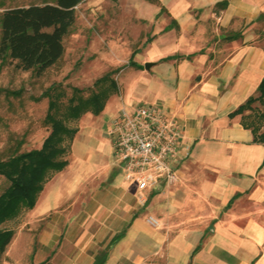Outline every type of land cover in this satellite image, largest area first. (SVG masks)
I'll return each mask as SVG.
<instances>
[{
	"label": "crops",
	"instance_id": "obj_1",
	"mask_svg": "<svg viewBox=\"0 0 264 264\" xmlns=\"http://www.w3.org/2000/svg\"><path fill=\"white\" fill-rule=\"evenodd\" d=\"M163 1L171 40L147 43L102 107L82 115L34 202L8 216L21 218L11 240L35 232L30 249H52L56 264H91L120 228L100 264H264V139L242 121L249 106L231 110L264 73V0ZM139 97L174 109L181 125L179 176L144 187L114 159L106 128L122 100Z\"/></svg>",
	"mask_w": 264,
	"mask_h": 264
},
{
	"label": "rangeland",
	"instance_id": "obj_2",
	"mask_svg": "<svg viewBox=\"0 0 264 264\" xmlns=\"http://www.w3.org/2000/svg\"><path fill=\"white\" fill-rule=\"evenodd\" d=\"M28 1L41 0H0V11L5 5ZM73 10L74 17L62 35L61 53L41 70L20 64L15 56L0 55V155L41 141L50 127L46 114L49 95L57 99L51 108L64 115L62 107L74 92L72 84L87 93L97 86L93 78L107 68H112L117 81L126 68L135 64L128 60L133 48L132 56L137 58L156 36L171 40L172 30L177 27L171 8L163 0H75ZM255 103L261 105L258 99ZM256 106L249 107L243 119H249ZM94 112L87 107L64 118L77 126L86 123L81 119L83 114ZM63 140L69 142L68 157L70 140ZM8 180L0 171V189ZM20 221L16 216L0 223L14 228ZM28 236L25 232L13 242L10 235L0 251V264H56L57 260L47 258L52 249L35 253L33 247L40 243L37 234L31 233L32 239Z\"/></svg>",
	"mask_w": 264,
	"mask_h": 264
},
{
	"label": "trees",
	"instance_id": "obj_3",
	"mask_svg": "<svg viewBox=\"0 0 264 264\" xmlns=\"http://www.w3.org/2000/svg\"><path fill=\"white\" fill-rule=\"evenodd\" d=\"M75 0H41L8 4L0 11V55L15 56L22 65L41 70L53 61L63 49L62 35L74 17L73 2ZM264 14V11H261ZM128 60L140 63L132 56ZM97 86L87 93L80 91V86L73 85L74 92L65 100L62 110L65 116L76 115L82 109L90 107L99 110L106 95L117 87L112 68H107L93 78ZM257 92H249L231 110L256 106L249 119L243 123L250 125L253 137L264 139V73L257 83ZM48 91V88L45 89ZM50 92V91H49ZM56 96L49 95L46 114L50 127L38 144L0 155V171L8 177V182L0 189V221L17 212L22 204L34 202L37 191L46 175L54 168L61 166L66 160L69 142L75 124L68 123L63 114L55 113ZM248 111V110H247ZM13 226L0 223V251L12 234ZM122 228L115 230L109 241L98 247L91 264L102 263L110 241L116 238Z\"/></svg>",
	"mask_w": 264,
	"mask_h": 264
},
{
	"label": "built area",
	"instance_id": "obj_4",
	"mask_svg": "<svg viewBox=\"0 0 264 264\" xmlns=\"http://www.w3.org/2000/svg\"><path fill=\"white\" fill-rule=\"evenodd\" d=\"M106 128L114 159L139 187L179 176L172 155L178 149L181 125L174 109L145 97L125 99L108 118ZM147 218L158 221L151 212Z\"/></svg>",
	"mask_w": 264,
	"mask_h": 264
},
{
	"label": "water",
	"instance_id": "obj_5",
	"mask_svg": "<svg viewBox=\"0 0 264 264\" xmlns=\"http://www.w3.org/2000/svg\"><path fill=\"white\" fill-rule=\"evenodd\" d=\"M149 61H150V59L147 58V59L144 60V63L147 64Z\"/></svg>",
	"mask_w": 264,
	"mask_h": 264
}]
</instances>
